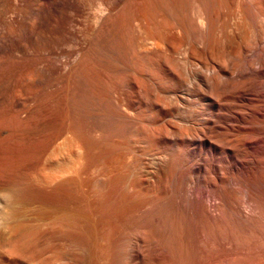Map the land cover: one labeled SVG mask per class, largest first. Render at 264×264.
I'll use <instances>...</instances> for the list:
<instances>
[{
  "label": "bare ground",
  "instance_id": "1",
  "mask_svg": "<svg viewBox=\"0 0 264 264\" xmlns=\"http://www.w3.org/2000/svg\"><path fill=\"white\" fill-rule=\"evenodd\" d=\"M26 68L58 109L47 128L5 115L0 97V264H170L148 239L165 206L257 220L264 0H0V88ZM32 134L38 146L21 148Z\"/></svg>",
  "mask_w": 264,
  "mask_h": 264
},
{
  "label": "rangeland",
  "instance_id": "2",
  "mask_svg": "<svg viewBox=\"0 0 264 264\" xmlns=\"http://www.w3.org/2000/svg\"><path fill=\"white\" fill-rule=\"evenodd\" d=\"M143 7L144 6L142 4H137L133 6L130 10L131 12L133 11L135 15H138L143 10ZM29 71L31 72L32 77L35 75V77H33L35 82L32 84V86L26 85L28 82L25 80V76L26 74H29ZM20 76L17 84L15 85V90L12 89V85L6 86L9 90L7 88H5V90H2L3 88H0L2 90H0V97L2 95L5 99L4 111L6 112L4 114L7 116H12L15 114V112L19 111V117L23 116L22 118H32L34 115V117L39 118L40 121L44 122L45 126L49 128V126L56 121L55 116L58 109L57 100L52 97L53 89H38L36 85L37 80L39 78V73L36 70L26 68L22 71ZM88 76L89 75L87 74V77H85L86 79L84 78V80L82 81L83 84H81L83 86L85 82H88L87 84L85 83L86 87L84 89L89 86L88 89H86L87 91L91 90L90 92L88 91L89 97L91 98L93 103L99 102V97L101 98V100H104L101 97L102 87L100 89L99 85L98 87L97 85L95 86L97 82H94L95 84L89 83L90 78ZM98 88L101 91L98 90ZM92 89L93 93L95 92V96L92 95L93 93L91 94ZM86 90L84 91L87 92ZM98 91L99 93L101 92V96L99 97L97 96L100 95L97 94ZM85 94L87 93H84V98H86V100H89L90 98L87 95V97H85ZM90 94L92 95V97L90 96ZM93 96H97L98 98H94ZM91 100H89L90 103L92 102ZM30 101L32 102V104ZM89 101L86 102L89 103ZM13 103L15 106L13 105ZM21 106H32L30 109L31 112H24V110L21 109ZM36 108H38V110L41 112L40 114L35 112ZM108 117L105 119H108L110 123H114L117 120L115 115L113 117ZM113 118H115V121H113ZM47 131L42 133H47ZM37 138L38 136L34 134L28 136V139L24 138L21 143V148L28 149L38 146ZM8 146L9 145L7 144L6 147ZM149 160L150 158L143 157L141 163H143V161H148L149 163ZM122 162L120 163V161H118L117 163L118 165L122 166ZM104 193L106 194V192ZM105 194H103L102 196H105ZM152 194L153 195H151L150 199L152 200L153 197V200L151 201L153 203V201H157H155L154 199H157L158 197L154 196L156 194ZM236 195L237 196L235 198L237 199L241 197V194ZM119 200L116 204H114L113 208L110 210V213H113L118 217L119 215H123L124 210L126 208L125 203ZM259 203L260 202L258 201L256 205V209L258 208L256 212L258 214L257 220L251 223L252 226L249 224L246 226L241 225L242 227H240V224H236L234 220L232 221V219L230 218V220H228L227 217H225V219H220V221L216 223L210 224V222L206 221L203 217L200 218L199 216H192V218L191 216H181L182 214L173 212L174 210L172 211V209L167 208L168 206L152 210L150 216V221L152 225L148 233L152 259L158 258L160 261H168L167 263L170 264H264V203ZM157 219L160 220L161 223L156 224ZM253 225L255 226L253 227ZM201 236L204 237L203 241V237ZM205 243L208 244V247ZM201 250L203 251V253Z\"/></svg>",
  "mask_w": 264,
  "mask_h": 264
}]
</instances>
